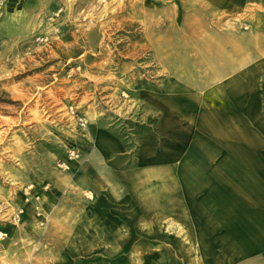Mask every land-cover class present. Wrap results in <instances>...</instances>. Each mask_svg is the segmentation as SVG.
<instances>
[{
  "label": "rangeland",
  "instance_id": "1",
  "mask_svg": "<svg viewBox=\"0 0 264 264\" xmlns=\"http://www.w3.org/2000/svg\"><path fill=\"white\" fill-rule=\"evenodd\" d=\"M204 8L203 0L0 5V264H168L165 243L154 258L150 242L121 240L151 227L112 212L107 225L93 224L89 160L102 153L98 134L118 135L131 118L136 85L167 76L179 28L201 36L193 31L206 25ZM248 18L235 21L245 30Z\"/></svg>",
  "mask_w": 264,
  "mask_h": 264
},
{
  "label": "crops",
  "instance_id": "2",
  "mask_svg": "<svg viewBox=\"0 0 264 264\" xmlns=\"http://www.w3.org/2000/svg\"><path fill=\"white\" fill-rule=\"evenodd\" d=\"M203 2L206 25L193 31L201 36L180 27L167 76L136 85L118 135L98 134L88 207L93 224L107 225L112 212L151 227L121 240L150 242L154 258L165 243L168 264H264V0ZM245 11L244 30L235 20Z\"/></svg>",
  "mask_w": 264,
  "mask_h": 264
}]
</instances>
